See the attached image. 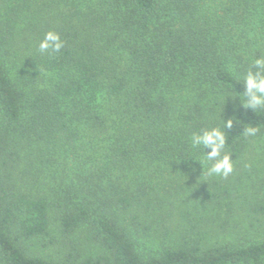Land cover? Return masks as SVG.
Here are the masks:
<instances>
[{
	"label": "trees",
	"instance_id": "16d2710c",
	"mask_svg": "<svg viewBox=\"0 0 264 264\" xmlns=\"http://www.w3.org/2000/svg\"><path fill=\"white\" fill-rule=\"evenodd\" d=\"M258 58L264 0H0V264H264Z\"/></svg>",
	"mask_w": 264,
	"mask_h": 264
},
{
	"label": "clouds",
	"instance_id": "9594fccd",
	"mask_svg": "<svg viewBox=\"0 0 264 264\" xmlns=\"http://www.w3.org/2000/svg\"><path fill=\"white\" fill-rule=\"evenodd\" d=\"M64 46L59 33L49 31L45 34L44 39L39 44L41 52L51 49L53 52H59ZM256 71H249L244 79V94L241 103L249 108L256 109L258 106H264V59L258 58L254 62ZM224 127L231 128L232 121L224 122ZM255 128L247 129L248 134H254ZM227 142L224 131L219 127H213L204 130L202 133H194L191 137L193 147L203 146L208 160H214L215 163L208 169L209 174H216L227 177L233 172L232 156L230 154L222 155Z\"/></svg>",
	"mask_w": 264,
	"mask_h": 264
},
{
	"label": "rangeland",
	"instance_id": "374dc122",
	"mask_svg": "<svg viewBox=\"0 0 264 264\" xmlns=\"http://www.w3.org/2000/svg\"><path fill=\"white\" fill-rule=\"evenodd\" d=\"M241 182H242V183H240L241 185H237L236 187L234 186V188H233V194L234 195H233V197H231L230 200L234 204L232 207V210H235V213H240L242 215L244 213V211H246V209L248 210V207L246 208V202L244 201L245 200L244 197H247V194L249 195L250 200H253V197L250 196L251 195L250 191L247 189V178H246V176L242 177ZM248 202H249V200L247 201V203ZM259 209L260 208H256V210H259ZM258 213L261 214V211H259ZM224 226H227V225L225 224Z\"/></svg>",
	"mask_w": 264,
	"mask_h": 264
}]
</instances>
